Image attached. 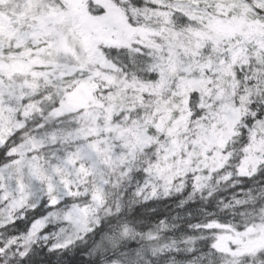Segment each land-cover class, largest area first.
Here are the masks:
<instances>
[{"label":"snow or ice","instance_id":"6c2138e0","mask_svg":"<svg viewBox=\"0 0 264 264\" xmlns=\"http://www.w3.org/2000/svg\"><path fill=\"white\" fill-rule=\"evenodd\" d=\"M0 264H264V0H0Z\"/></svg>","mask_w":264,"mask_h":264}]
</instances>
